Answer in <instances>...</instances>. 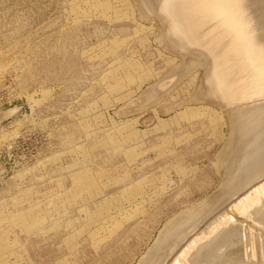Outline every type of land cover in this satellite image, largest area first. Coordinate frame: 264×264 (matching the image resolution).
I'll list each match as a JSON object with an SVG mask.
<instances>
[{
  "label": "rangeland",
  "instance_id": "obj_1",
  "mask_svg": "<svg viewBox=\"0 0 264 264\" xmlns=\"http://www.w3.org/2000/svg\"><path fill=\"white\" fill-rule=\"evenodd\" d=\"M140 1L0 0V264H140L228 176L210 43L175 52Z\"/></svg>",
  "mask_w": 264,
  "mask_h": 264
},
{
  "label": "bare ground",
  "instance_id": "obj_2",
  "mask_svg": "<svg viewBox=\"0 0 264 264\" xmlns=\"http://www.w3.org/2000/svg\"><path fill=\"white\" fill-rule=\"evenodd\" d=\"M258 1L261 3L256 10L264 6V0ZM206 3L207 8L202 9ZM242 4L243 0L140 1L139 10L143 6L156 7L169 14L167 18L156 14L170 37L167 47H172L176 40L185 44L195 40L210 43L219 68L210 67L208 74L214 85L219 86L218 98L228 111L231 125L228 136L232 139L231 145H225L227 149L231 147L228 161V153L224 154L227 149L217 157L220 164L227 162L229 172L221 188L189 214H179L175 222L171 221L155 249L140 264H264V16L246 21V17L242 18L245 10ZM201 10L215 13V19L202 21L206 17L198 18ZM224 10L228 11L223 18L226 23L218 26ZM210 60L211 63L213 59ZM173 75L157 82L159 90L168 91L172 87ZM249 208L253 217L245 220L242 213ZM214 212L215 216L203 226ZM200 232L201 236H197Z\"/></svg>",
  "mask_w": 264,
  "mask_h": 264
}]
</instances>
